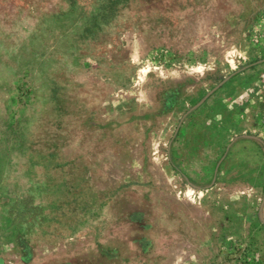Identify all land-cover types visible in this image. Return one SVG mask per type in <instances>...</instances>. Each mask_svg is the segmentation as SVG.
<instances>
[{"label": "rangeland", "instance_id": "rangeland-1", "mask_svg": "<svg viewBox=\"0 0 264 264\" xmlns=\"http://www.w3.org/2000/svg\"><path fill=\"white\" fill-rule=\"evenodd\" d=\"M67 261L264 264V0H0V264Z\"/></svg>", "mask_w": 264, "mask_h": 264}, {"label": "crops", "instance_id": "crops-1", "mask_svg": "<svg viewBox=\"0 0 264 264\" xmlns=\"http://www.w3.org/2000/svg\"><path fill=\"white\" fill-rule=\"evenodd\" d=\"M182 129V128H181ZM182 131L183 130H181V132L180 133H182ZM213 137V136H212ZM180 138V137H179ZM186 140L185 139H179L178 140V142H176L179 146H181L182 148H184V146H185V144L187 143V142H185ZM173 143V142H172ZM193 144H196V145H198V146H203V147H207V146H213V145H215V142L213 141V139H207V140H203V141H201V140H198L196 143L195 142H193ZM198 151H199V149H198ZM193 170H195L194 172H192V174H194V175H196V176H200V170L197 168V167H195V168H193ZM213 175H215V173H213ZM107 255V258H110V254L109 253H107L106 254ZM123 255V253L122 252H118L117 253V255H116V259H117V261L118 260H120L119 258L121 257ZM102 256H103V253H102ZM109 260V259H108ZM65 264H74L73 263V261H67Z\"/></svg>", "mask_w": 264, "mask_h": 264}]
</instances>
